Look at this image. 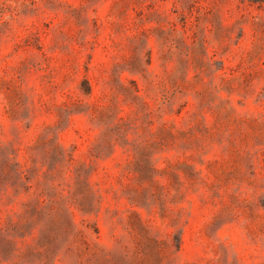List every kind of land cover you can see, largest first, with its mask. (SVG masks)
<instances>
[{"label":"rangeland","instance_id":"374dc122","mask_svg":"<svg viewBox=\"0 0 264 264\" xmlns=\"http://www.w3.org/2000/svg\"><path fill=\"white\" fill-rule=\"evenodd\" d=\"M0 264H264V0H0Z\"/></svg>","mask_w":264,"mask_h":264}]
</instances>
